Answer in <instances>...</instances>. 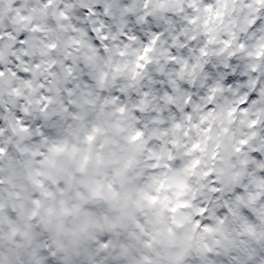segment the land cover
Here are the masks:
<instances>
[{"label":"snow or ice","instance_id":"6c2138e0","mask_svg":"<svg viewBox=\"0 0 264 264\" xmlns=\"http://www.w3.org/2000/svg\"><path fill=\"white\" fill-rule=\"evenodd\" d=\"M0 264H264V0H0Z\"/></svg>","mask_w":264,"mask_h":264}]
</instances>
